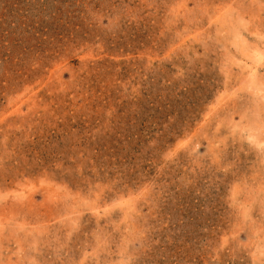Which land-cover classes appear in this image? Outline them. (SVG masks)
<instances>
[{"label":"rangeland","instance_id":"obj_1","mask_svg":"<svg viewBox=\"0 0 264 264\" xmlns=\"http://www.w3.org/2000/svg\"><path fill=\"white\" fill-rule=\"evenodd\" d=\"M0 264H264V0H0Z\"/></svg>","mask_w":264,"mask_h":264},{"label":"bare ground","instance_id":"obj_2","mask_svg":"<svg viewBox=\"0 0 264 264\" xmlns=\"http://www.w3.org/2000/svg\"><path fill=\"white\" fill-rule=\"evenodd\" d=\"M222 15V14H221ZM220 19V18H219ZM253 70V69H252Z\"/></svg>","mask_w":264,"mask_h":264}]
</instances>
